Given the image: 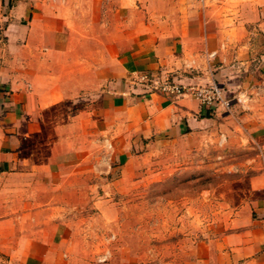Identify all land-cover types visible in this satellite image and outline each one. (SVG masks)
Returning <instances> with one entry per match:
<instances>
[{
	"label": "crops",
	"instance_id": "crops-1",
	"mask_svg": "<svg viewBox=\"0 0 264 264\" xmlns=\"http://www.w3.org/2000/svg\"><path fill=\"white\" fill-rule=\"evenodd\" d=\"M142 75L215 81L240 99L207 116ZM262 86L264 0H0V264H264V170L242 178L191 251L161 258L119 243L90 261L56 203L69 158L33 140L47 110L81 100L123 150L133 134L173 143L210 124L264 150Z\"/></svg>",
	"mask_w": 264,
	"mask_h": 264
},
{
	"label": "rangeland",
	"instance_id": "rangeland-1",
	"mask_svg": "<svg viewBox=\"0 0 264 264\" xmlns=\"http://www.w3.org/2000/svg\"><path fill=\"white\" fill-rule=\"evenodd\" d=\"M262 87L256 93L264 94ZM228 97L229 109L236 99ZM85 105L67 100L47 110L33 140L45 143L48 157L69 158L60 170L69 180L56 203L65 237L81 238L90 261L108 258L121 244L161 258L191 251L209 236L242 178L264 170L263 149L235 141L229 129L215 124L173 143L133 134L123 150L99 131ZM81 159L85 164L76 165Z\"/></svg>",
	"mask_w": 264,
	"mask_h": 264
},
{
	"label": "built area",
	"instance_id": "built-area-1",
	"mask_svg": "<svg viewBox=\"0 0 264 264\" xmlns=\"http://www.w3.org/2000/svg\"><path fill=\"white\" fill-rule=\"evenodd\" d=\"M142 80H147L152 85L153 91H158L161 94L177 99L182 96H191L195 98L201 110L206 114H213L218 110H226L230 105V98L227 93L216 82L195 85H183L169 77L153 78L147 75L141 76ZM236 100L239 97L234 96ZM232 98V99H233ZM105 256L101 258L104 260Z\"/></svg>",
	"mask_w": 264,
	"mask_h": 264
}]
</instances>
